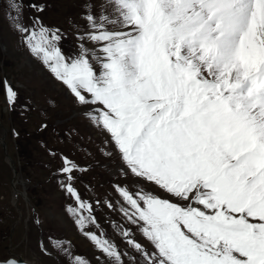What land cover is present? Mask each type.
<instances>
[{
    "label": "snow or ice",
    "instance_id": "obj_1",
    "mask_svg": "<svg viewBox=\"0 0 264 264\" xmlns=\"http://www.w3.org/2000/svg\"><path fill=\"white\" fill-rule=\"evenodd\" d=\"M7 4L24 45L94 106L89 118L123 165L155 186H116L122 215L148 245L119 228L133 264H264V0H103L79 37L92 47L71 57L58 29L25 26L21 0ZM63 163L62 188L76 204L67 212L81 231L98 227L72 184L79 169ZM85 235L108 264H125L104 233ZM62 244L53 242L69 264H86Z\"/></svg>",
    "mask_w": 264,
    "mask_h": 264
},
{
    "label": "rangeland",
    "instance_id": "obj_2",
    "mask_svg": "<svg viewBox=\"0 0 264 264\" xmlns=\"http://www.w3.org/2000/svg\"><path fill=\"white\" fill-rule=\"evenodd\" d=\"M21 2L24 7L20 23L28 26L38 19L44 27L58 29L61 36L58 47L65 57L78 55L81 43L92 47L79 39L87 29L86 16H98L105 10L103 0ZM40 7L43 11L36 10ZM12 15L7 0H0V137L3 135L13 159L18 180L14 187L20 191L15 198L13 172L0 145V260L20 257L31 264H55L37 243L40 229L33 224L28 209L33 206L43 230L47 234L55 231L57 237L69 236L75 243L74 251L80 253L87 264H108V259L94 247L85 232L97 236L104 233L105 239L126 254L123 255L125 264H133L130 257L137 254L128 247L119 228L129 229L136 242L148 245L122 215L123 202L116 186L133 193L141 187L155 191V186H149L127 170L109 134L89 118L88 113L94 106L79 104L70 90L29 51L14 29ZM5 82H13L11 89L19 93V99L15 93L14 100L18 101L11 105L2 90ZM63 156L80 168L73 171L72 184L80 197L91 205L98 227L89 226L81 231L68 215V206L76 207V204L62 188V183H67L58 166L63 163ZM48 248L60 264H69L68 255Z\"/></svg>",
    "mask_w": 264,
    "mask_h": 264
},
{
    "label": "water",
    "instance_id": "obj_3",
    "mask_svg": "<svg viewBox=\"0 0 264 264\" xmlns=\"http://www.w3.org/2000/svg\"><path fill=\"white\" fill-rule=\"evenodd\" d=\"M0 144H1L2 148L4 149L5 160H6V162H8V164L10 165L11 170L13 172L12 186L14 188V185H15L14 179L16 177V170H15V167L13 165V160L11 159V157L8 154L6 143L3 141V136L0 137ZM9 260H14V261L17 262V264H31L30 262H28L25 259L20 258V257H9V258H7L5 260H0V264H5V262H7Z\"/></svg>",
    "mask_w": 264,
    "mask_h": 264
},
{
    "label": "trees",
    "instance_id": "obj_4",
    "mask_svg": "<svg viewBox=\"0 0 264 264\" xmlns=\"http://www.w3.org/2000/svg\"><path fill=\"white\" fill-rule=\"evenodd\" d=\"M12 84H13V82H12L11 84H7V85L11 88ZM13 86H14V85H13ZM2 90L5 92V88H4V87L2 88ZM15 93H16V95L18 96V99H19V93H18V90H16ZM17 101H18V100H17ZM17 101H14V103L17 102ZM28 107H30V104H28ZM14 111H16V110L14 109ZM21 115H22V116H25V115H23V114H21ZM59 156H61V154H60ZM64 158L67 159L68 157H67V156H63V160H64ZM71 163H74V162H71ZM58 166L60 167V168H59V171H61L60 169L63 168L65 165H64V163H61V164H58Z\"/></svg>",
    "mask_w": 264,
    "mask_h": 264
},
{
    "label": "bare ground",
    "instance_id": "obj_5",
    "mask_svg": "<svg viewBox=\"0 0 264 264\" xmlns=\"http://www.w3.org/2000/svg\"><path fill=\"white\" fill-rule=\"evenodd\" d=\"M17 183H18V181L16 182V186H17ZM25 193V192H24ZM15 195H17V192H15ZM18 196V195H17Z\"/></svg>",
    "mask_w": 264,
    "mask_h": 264
}]
</instances>
